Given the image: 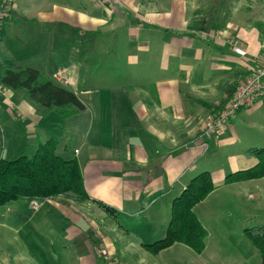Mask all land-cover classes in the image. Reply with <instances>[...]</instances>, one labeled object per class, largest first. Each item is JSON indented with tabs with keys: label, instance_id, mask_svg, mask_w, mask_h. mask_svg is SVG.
<instances>
[{
	"label": "crops",
	"instance_id": "0c3cea01",
	"mask_svg": "<svg viewBox=\"0 0 264 264\" xmlns=\"http://www.w3.org/2000/svg\"><path fill=\"white\" fill-rule=\"evenodd\" d=\"M5 1L0 0V7ZM100 1L90 0L98 14L91 19L93 25H85L89 14L67 5L54 6L47 14L56 31L71 24L82 37L88 31L129 27V37L138 40L131 57L138 53L145 67L138 85L124 90L134 104L127 108L119 103L106 110L108 104L100 97L92 105L97 115L78 138L67 125L79 114L69 120L54 111L43 116L21 90L9 91V102L0 98V157L32 156L52 134L65 139L60 140L59 154L78 161L91 199L14 202L6 209L10 217L3 220V213L0 218V239L11 240L0 245V264H106L98 254L101 247L115 264H166L177 250L192 257L196 253L183 245L158 255L145 246L165 237L172 203L198 169L209 168L215 186L195 207L204 226L200 215L206 214L216 191L237 185L244 190L264 181L225 183L226 175L258 164L246 152L264 148V98L238 112L222 134L203 137L206 122L228 105L255 69L257 57L264 55V39L243 0H118L123 11L108 10L113 19L107 22H102V14L107 13L101 8H109L108 0ZM11 8L13 13L2 27L30 16L20 12L16 2ZM116 16L126 20L117 22ZM69 78L78 87L82 77ZM88 102L83 101L82 112L87 116ZM124 111L128 113L123 116Z\"/></svg>",
	"mask_w": 264,
	"mask_h": 264
},
{
	"label": "rangeland",
	"instance_id": "374dc122",
	"mask_svg": "<svg viewBox=\"0 0 264 264\" xmlns=\"http://www.w3.org/2000/svg\"><path fill=\"white\" fill-rule=\"evenodd\" d=\"M15 2L20 12L30 13V16L28 20L15 18L4 24L6 39L0 42V61L3 58H10L18 65L30 66L50 74L54 81L70 91L75 92L78 88L80 100L89 101L90 113L88 116L87 113H80L67 125V128L74 131L76 137L79 138L84 134L88 120L97 115L92 105L96 106L101 100L100 97L105 105L108 104L106 110L116 108L119 103V107L133 106L134 100L130 101L129 97L124 96L127 94L124 90L131 84L138 85L140 74L145 72V67L143 62H140L138 53L131 57L136 51L138 40L134 41L129 37L128 26H118L114 31L111 28L88 31L82 37L81 31H76L71 24H64L65 31H56V26L52 25L47 13L54 6L67 5L79 13L89 14L85 16V25L90 23L93 25L96 23L91 19H97L98 14L95 13V8H91L90 0H6L1 6L7 7L6 19H9L13 13L11 5ZM100 3L104 2L101 0ZM243 3L251 12L254 24L264 29V0H243ZM119 5L121 6V2L118 0L116 4L114 0H108L109 8L104 6L101 9L104 13L117 8L123 11ZM118 9L116 12L119 11ZM41 14H45V17ZM109 18L113 19L112 14L107 13V16L102 14V22H107ZM116 18L117 22L126 20L124 16H116ZM78 19L83 20V17L79 15ZM2 25L1 23L0 27ZM51 26L54 28L49 33ZM262 37L264 39V35ZM131 59L136 62L132 63ZM76 75L82 77L78 80V87L74 86L69 78H75ZM247 81L246 79L238 87ZM10 95L11 93L6 92L4 99L10 101ZM127 113L124 111L121 114L124 116ZM79 121L83 123L79 125ZM58 127L66 126L58 125ZM56 136L59 138V135ZM61 141L64 142L65 139ZM210 167L218 168L219 166L210 165ZM205 172L211 173L209 168H205L198 169L197 175ZM249 185V188L244 190H242L243 186L237 185L216 191L208 200L207 208L204 209L206 214L202 212L203 215H200L205 220L208 230L205 251L202 254H194L192 257L183 256L178 250L173 251V254L167 258L166 264H193L194 262L262 264L261 255L251 244L246 230L264 225V181ZM57 198L61 197L50 199ZM13 203L0 207V218L3 213L5 214L3 220L10 217V212H6V209L10 210ZM2 241H4L3 245L11 243L7 237H4V240L0 239V245Z\"/></svg>",
	"mask_w": 264,
	"mask_h": 264
},
{
	"label": "trees",
	"instance_id": "16d2710c",
	"mask_svg": "<svg viewBox=\"0 0 264 264\" xmlns=\"http://www.w3.org/2000/svg\"><path fill=\"white\" fill-rule=\"evenodd\" d=\"M3 28L0 27V42L6 39ZM258 28L264 35V29ZM0 85L12 92L23 90L27 100L43 116L54 111L61 119L69 120L86 110L78 94L61 86L45 72L18 65L10 58L0 61ZM60 146V140L52 134L32 156L21 155L11 160L0 157V207L21 199L42 201L71 196L76 202L91 200L85 189L80 164L74 158L60 155ZM246 153L257 158L258 164L249 170L227 175V185L264 178V148L249 149ZM214 190L210 173L195 176L172 203L165 237L145 248L158 255L174 245H183L196 254H202L206 249L208 230L196 215L195 207ZM246 231L264 264V225Z\"/></svg>",
	"mask_w": 264,
	"mask_h": 264
},
{
	"label": "built area",
	"instance_id": "2783aa9c",
	"mask_svg": "<svg viewBox=\"0 0 264 264\" xmlns=\"http://www.w3.org/2000/svg\"><path fill=\"white\" fill-rule=\"evenodd\" d=\"M6 12L7 7L0 8V24L6 19ZM247 80L238 87L228 105L206 122L203 137L212 138L222 134L238 112L251 109L258 99L264 98V55L257 59L256 67ZM6 92L9 90L0 85V98H4ZM37 206L38 203H35L33 208L35 209ZM98 254L104 258L106 264H115L106 248H99Z\"/></svg>",
	"mask_w": 264,
	"mask_h": 264
}]
</instances>
